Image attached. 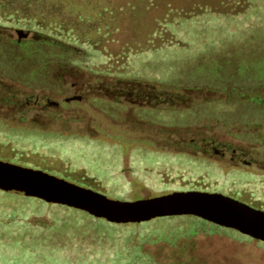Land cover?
Here are the masks:
<instances>
[{
    "label": "trees",
    "instance_id": "trees-1",
    "mask_svg": "<svg viewBox=\"0 0 264 264\" xmlns=\"http://www.w3.org/2000/svg\"><path fill=\"white\" fill-rule=\"evenodd\" d=\"M69 2L62 1L65 7H35L41 4L40 0H0V159L63 174L73 182L99 185L96 177L68 174L50 169L42 161L35 162L36 156L14 143L18 138L5 137L45 135L47 143L42 141L45 145L37 143V148L30 147L32 153L50 147L56 140L96 141L98 137L92 133L68 129L69 122L77 117L62 110L74 103L62 95L73 90L75 95L70 98L85 103L100 116L120 122L111 125L139 134L147 133L139 128L147 126L178 141L170 144L172 149L162 146L157 149L164 160L153 165L144 160L138 162L142 166L138 172L144 180L151 177L149 169L156 167L159 175L175 176V180H170L178 184L176 189L223 191L252 202L247 194L233 192L226 183H219L222 176L238 171L231 176L233 179H222L237 184L247 172L236 165L225 172L212 157L213 148L205 151L204 144L214 145V140L223 143L214 138L212 127L205 122L223 123L224 113L238 111L254 113V118L264 117V80L260 79L264 75V24L255 22L257 14L250 17L257 8H264V0H85L83 4L71 5ZM209 18L217 23L214 38L196 41L198 35L211 33V27L205 28ZM193 31L198 32L195 39ZM21 32L28 37L22 38ZM248 78L260 81L262 85L256 88L263 92L255 89L249 92L244 84ZM31 109L51 122L38 120L40 116L28 121L25 113ZM17 114L21 115L20 121L14 122L12 118ZM55 120L61 121L60 130L51 129ZM235 123L240 122L232 124ZM227 128L229 132L231 128ZM233 135L241 142L236 146L242 151L244 137L236 132ZM256 139L264 142V135ZM188 147L201 154L189 153ZM204 165L224 173L211 174L216 181L205 184L201 177H207L208 172L200 168ZM186 174L190 176L183 178ZM0 194L6 197L5 201L18 198L20 208L28 213L22 233L25 239L39 238L61 248L64 256L114 248L125 261L134 258L144 264H156L143 250V243L174 244L180 238L190 240L207 225L212 230L222 228L253 239L193 215L158 217L153 220L160 221L154 228L137 232L139 225L150 221L117 224L36 197L1 189ZM124 230L133 237L137 233L143 235L135 251L128 246L135 241L133 237L128 243L121 239ZM152 230L156 231L155 237L148 232ZM112 234L120 238L117 244L108 242Z\"/></svg>",
    "mask_w": 264,
    "mask_h": 264
},
{
    "label": "rangeland",
    "instance_id": "rangeland-1",
    "mask_svg": "<svg viewBox=\"0 0 264 264\" xmlns=\"http://www.w3.org/2000/svg\"><path fill=\"white\" fill-rule=\"evenodd\" d=\"M62 1L63 0H40L41 4L35 5V7H41L40 5H44V7H65L66 5H63ZM70 1L71 3L77 2L79 4L85 2V0ZM69 3H67L68 6L71 5V3L70 5ZM257 9L256 12L250 13V17L257 14L255 22L257 24H264V8L260 7ZM244 23L246 24L247 22ZM206 25L205 28L208 26V28L211 27V33L209 35L207 33L206 36L200 37L198 32L193 31L191 34L194 39L196 38L194 35H198L196 41L199 42V40L201 41L202 39L206 40L208 38L211 40L214 38L213 35L215 31L213 30H215L217 25L216 20L209 18ZM15 35L18 37L17 33ZM26 37H28V35ZM26 37L22 36V38ZM29 37L32 38V36ZM261 76L260 79L263 81L264 75ZM259 82L260 81L253 80V78H248L244 84L248 85L249 92L252 91L251 89L261 92L262 90L256 88L262 85ZM74 95L75 93L73 90H68L62 95V98H70ZM84 104L85 103L74 100V103L71 104L68 109L62 107V110L71 111L73 117H77L75 118L77 120L69 122L68 129L70 131L76 130L77 132L92 133L95 137H98L96 141L78 142L73 140H56L53 143L49 142L52 144L50 147L46 146V148L32 153L30 147L35 149L37 148L35 144L38 143L43 146L45 144L40 142L44 141V143H47L48 140L44 139L46 138L45 135L6 134L5 137L8 136L12 139L18 138L17 142L14 143L17 146L19 145V147H24L22 151L30 152V155L33 154V156H36L33 158L35 162L42 161L45 166L50 169L63 171L68 174L77 172L79 175L87 174V176L96 177V183H99V185L81 181H75V183L77 182L82 186L92 188L98 192H103L113 199L134 201L142 198L156 197L173 191H186V189H176V185L178 184L170 180L175 178L172 173L166 175L163 173L159 175L156 171V167H154L149 169L151 177L148 178V180H144V177L140 176L138 172V169L141 170L142 168L138 162L142 160L148 163L150 162L152 165L164 160L163 157H160L157 149L161 148V146L163 149H172L170 144L178 142L175 138L151 131L150 129L152 128L147 126L139 127L143 128L144 133L147 132L145 133L146 135L142 132L139 134L138 131L130 129H120L118 126L111 125L112 123L118 124L120 122L114 121L112 118L100 116L92 112L89 106ZM41 115V113L31 109L25 113V118L30 121L32 118L38 119L37 116H40L38 120L46 124L51 122L48 121L46 117H41ZM224 115L225 121L223 123L206 121L205 124L212 127V134L214 137L232 146L236 147V144L240 145L241 143H239L237 138L233 135L234 132L238 133L241 138L244 137V144L241 146L248 150L249 154L246 155V158L249 161L252 160L253 164L248 165L243 161L237 164L241 170L247 172V174L244 173L246 179L244 178L241 182L234 184V182L228 183L229 180H227V182L222 181V179H227L225 177L233 179L231 176L240 173L236 171L237 173L233 174V172H231L230 174L228 173L227 176H222L219 183H226L229 190L231 189L236 193L243 192L251 198L252 202L262 204L264 203V142H260V140L256 138L264 135V117L254 118L252 117L256 115L254 113H241L239 111L236 113H224ZM20 117L21 115L17 114V117L12 119L14 122H17L20 121ZM233 121L240 123L232 124ZM226 122L230 123L226 124ZM131 126V128L136 127L135 125ZM227 126L231 128V131L229 130L231 135H229ZM61 128L62 123L60 120H55L53 126H51L52 130H60ZM167 145L169 146L167 147ZM187 149H189V153L201 154L198 153L196 149L189 147ZM43 150L46 152L49 151L50 153H46ZM23 156L26 157L27 154L24 153ZM230 156V152H228L227 156L223 159L219 154H212V157L218 161L225 172L230 171L234 165L231 162ZM11 162L15 164L19 163L14 160ZM123 163L124 165L122 166ZM200 168L208 172L207 177H201V180L205 184L209 182L214 183L216 181L211 174L216 176L217 174L222 175L224 173L223 170L221 171V169H216L210 165H204ZM48 172H50V170ZM54 175L70 180V178L68 179V177L63 174L57 173ZM188 176L190 175L186 174L183 178H187ZM194 179H196V177ZM212 192H221L230 195L223 191ZM15 199H10V203V200L5 201L6 197L3 198L0 194V201H2V203L0 202V264H144V262H140V260H136L133 257L131 260H123L120 251L114 248L107 252L94 251L88 255L76 253L74 255L67 254V256H64L61 248L43 242L39 238L25 239L26 237L24 238L22 233L25 228L24 225L26 224L27 216L25 215L28 213L22 211V208H20L22 205L19 203L20 200L18 198ZM43 219L48 220L46 217H43ZM153 220H151L150 223H146V225H139L136 231L142 232L145 229H152L160 222L157 220L153 222ZM123 232L125 236L121 237V239H123L125 243H128L129 238H132L133 234L128 233L127 230ZM148 232L155 237L154 233L156 231L154 232V230H152ZM142 237V234L137 233V236L133 237L135 241L128 243L132 251H135L134 248H136L138 241L143 240ZM107 239L108 242L117 244L120 238L118 239L117 235L112 234ZM194 243L200 248H197ZM211 243L219 244V247H211ZM222 246L226 248L223 249L221 248ZM142 248L156 260V264H264V243L262 241L254 238L237 236L222 228L212 230L211 225H207L200 229L190 240L180 238L174 244L167 243V241H147L142 244Z\"/></svg>",
    "mask_w": 264,
    "mask_h": 264
},
{
    "label": "water",
    "instance_id": "water-1",
    "mask_svg": "<svg viewBox=\"0 0 264 264\" xmlns=\"http://www.w3.org/2000/svg\"><path fill=\"white\" fill-rule=\"evenodd\" d=\"M27 35L21 32V36ZM70 100L76 98L66 99ZM0 189L80 209L117 224L193 215L264 242V210L221 192L173 191L134 201L119 200L45 170L1 159Z\"/></svg>",
    "mask_w": 264,
    "mask_h": 264
},
{
    "label": "flooded vegetation",
    "instance_id": "flooded-vegetation-1",
    "mask_svg": "<svg viewBox=\"0 0 264 264\" xmlns=\"http://www.w3.org/2000/svg\"><path fill=\"white\" fill-rule=\"evenodd\" d=\"M229 135H231V133L229 132ZM215 138V137H214ZM216 140L213 141V144H204V149L205 151H208L210 148H213V152L216 153V154H219L221 155V158H225L228 154V152L231 153V156H230V159H231V162L237 166V164L240 162V161H243L245 163H247L248 165H251L253 164V161H249L247 158H246V155L249 154L248 150H246L245 148L241 151V149L239 147H235V146H232L231 144H228L227 142H220V143H215ZM232 197H235L233 195H230ZM237 198V197H235ZM239 199V198H237ZM242 200V199H240ZM246 203H248L249 205L253 206V207H256L258 209H262L264 210V205L262 204H259V203H253V202H249V201H245V200H242ZM196 245V243H194ZM211 247H219V244H214V243H211ZM204 245V244H203ZM197 246V245H196ZM205 247V245H204ZM197 248H200L197 246ZM221 248H226L225 246H222Z\"/></svg>",
    "mask_w": 264,
    "mask_h": 264
}]
</instances>
